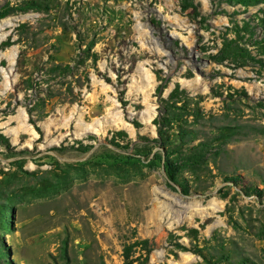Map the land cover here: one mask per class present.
Returning a JSON list of instances; mask_svg holds the SVG:
<instances>
[{"label":"rangeland","instance_id":"rangeland-1","mask_svg":"<svg viewBox=\"0 0 264 264\" xmlns=\"http://www.w3.org/2000/svg\"><path fill=\"white\" fill-rule=\"evenodd\" d=\"M0 264H264V0H0Z\"/></svg>","mask_w":264,"mask_h":264},{"label":"bare ground","instance_id":"bare-ground-1","mask_svg":"<svg viewBox=\"0 0 264 264\" xmlns=\"http://www.w3.org/2000/svg\"><path fill=\"white\" fill-rule=\"evenodd\" d=\"M113 122L116 124L117 123V120H113ZM86 126V125H85ZM85 126H83V125H80V128L82 127H85ZM14 139V138H13Z\"/></svg>","mask_w":264,"mask_h":264}]
</instances>
